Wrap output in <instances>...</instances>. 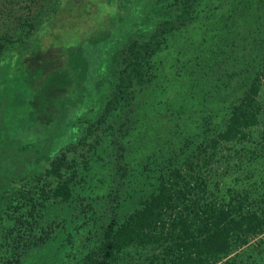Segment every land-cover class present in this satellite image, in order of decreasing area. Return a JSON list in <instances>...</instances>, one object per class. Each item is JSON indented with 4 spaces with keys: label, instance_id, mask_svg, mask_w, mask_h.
<instances>
[{
    "label": "trees",
    "instance_id": "obj_1",
    "mask_svg": "<svg viewBox=\"0 0 264 264\" xmlns=\"http://www.w3.org/2000/svg\"><path fill=\"white\" fill-rule=\"evenodd\" d=\"M127 19L107 95L56 81L36 120L90 116L32 151L15 82L49 59L80 81ZM49 244L66 264H264V0H0V264Z\"/></svg>",
    "mask_w": 264,
    "mask_h": 264
},
{
    "label": "rangeland",
    "instance_id": "obj_2",
    "mask_svg": "<svg viewBox=\"0 0 264 264\" xmlns=\"http://www.w3.org/2000/svg\"><path fill=\"white\" fill-rule=\"evenodd\" d=\"M30 1L28 3H23L22 6H30ZM31 7V6H30ZM112 7L108 4H102L99 6V10H97L94 13V23L95 28L91 27L90 31H96L101 30L103 28L104 18L103 16L105 14L111 15ZM23 11L26 9H22ZM130 14V13H129ZM113 16V15H111ZM65 19H72L70 16L66 17ZM130 20L127 19V21L119 27V29L112 31V35L108 36V38L104 41L102 44H98L92 47L91 49H94L95 51L91 53L88 51L87 48H83L82 53L83 55L90 61V66L86 68V72L84 77L79 78V80L76 79L77 76H73L71 73L67 71V68L65 65L60 64V62L54 61V59H49L48 62H43L40 65L33 66L31 68V71L34 73L33 75L29 73V75L26 78H21L18 80L19 82H15L14 88H15V95L18 93V100L15 104H12V113L10 114V121L9 124L13 125V128L18 130V132L22 133L24 135V127L25 124H29V132L26 131V135L24 137H20V141L22 142H31L32 151L35 150L37 147L41 150H43L45 143L50 142V137L52 135V132L56 131L58 134L53 135L55 136L53 138L52 144L61 143L63 144L66 140V135L69 133L68 126L71 125L73 122H76L79 119L86 118L89 115H85L83 111H79L80 115L82 114L81 118H78L79 116H73L72 118L68 119L66 121V117L64 116L63 119H58L57 122H39V119L36 120V116L38 115V109L40 102L44 103L46 100L45 91L49 87H53L54 84H57V82L60 85L67 84L66 81H72L74 79L75 83L81 82V84H89L92 86L91 88V94H89L90 99H93L94 97H99L103 99L107 95V88H104V85L107 82L108 77V71L113 68L114 66V59L117 56V53L120 51L121 47L125 46L127 42L132 38L133 31L132 27L130 25ZM79 26L77 25V28L79 29L80 24L83 23L82 21H78ZM65 26V25H64ZM129 27L127 32H122L123 29H126ZM75 26H69V29L67 27H63V29L60 31L62 34L61 41L64 42V45L68 43H75L77 41L83 40L82 36H85V31H75ZM82 29H85L86 27L81 25ZM80 32V34H79ZM82 35V36H81ZM110 54V55H109ZM109 55V56H108ZM106 56V57H105ZM102 60L100 62L101 65L98 67L99 60ZM107 59V60H106ZM51 60L54 62H51ZM105 60V61H104ZM104 61V62H103ZM54 65V66H53ZM51 66L52 69L47 71V68ZM57 81V82H56ZM48 94V93H47ZM100 98V97H99ZM100 98V99H101ZM88 107V106H87ZM77 111V109H75ZM31 124L33 126H31ZM81 128V126H79ZM74 129H77L74 127ZM160 130V128H159ZM72 131V130H70ZM161 131V130H160ZM75 132L72 133V135ZM67 233L59 232L56 237L54 238V241L56 243H60V240L64 239L66 237ZM58 236V237H57ZM80 238L83 240V235H76L73 236V244L74 246L80 245ZM64 243V242H62ZM61 243V244H62ZM61 245L59 247L56 246V244H49L46 247V250L42 251L38 255H33L28 258L29 264H66L67 260H64L63 254H64V246ZM66 251V250H65Z\"/></svg>",
    "mask_w": 264,
    "mask_h": 264
}]
</instances>
